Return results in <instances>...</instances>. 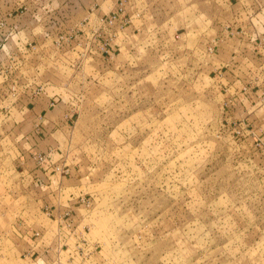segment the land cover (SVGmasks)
<instances>
[{"label":"rangeland","instance_id":"374dc122","mask_svg":"<svg viewBox=\"0 0 264 264\" xmlns=\"http://www.w3.org/2000/svg\"><path fill=\"white\" fill-rule=\"evenodd\" d=\"M26 1L0 0V264H264V143L243 116L262 125L264 101L226 90L264 70L221 68L237 0ZM47 137L70 183L34 172ZM34 227L24 251L13 229Z\"/></svg>","mask_w":264,"mask_h":264},{"label":"crops","instance_id":"0c3cea01","mask_svg":"<svg viewBox=\"0 0 264 264\" xmlns=\"http://www.w3.org/2000/svg\"><path fill=\"white\" fill-rule=\"evenodd\" d=\"M12 2L13 1H11V3ZM29 2L30 0L26 1L25 3H29ZM238 4L241 5L243 13H241L240 11L239 12L240 14L239 15L237 14L234 17L236 25L230 29L234 33V35L231 37V41L235 45V48H234L235 54L233 55L232 61L223 62V64L221 65V68L224 69V75H225V71L228 72V70L230 69L227 66L236 67V69L233 71H235V73L239 72L244 75L246 73L250 75V72L264 70V49L259 48L257 50L258 47H256L255 42H254L256 39L259 38L261 40L260 42L264 43V26L262 30L257 29L258 27L255 22V19L258 20V15H256L254 12L256 7L264 6V0H237L234 2V5L232 7ZM218 36L220 37L221 34L220 35L218 34ZM221 44L222 43L218 44L220 46L218 48L219 51H221L222 49ZM253 44L255 45L256 50L252 49L251 46H253ZM253 51L255 53H253ZM256 53L258 55H255ZM235 61H238V62L235 63ZM230 77H232V74H230ZM249 78H251V76H247V79ZM233 79L236 82L226 81V82H229L228 85H230V88H227L226 90L234 89L237 91L239 96H241L238 104L242 105L243 103V105L246 106L247 100L249 101L250 97L253 98L251 100L252 104L256 103L258 100H261V99L264 101V90H256L255 92L253 91L254 88L263 87L262 85L264 84H260L261 80L256 81V79H251L250 81V80H246L242 78L240 79L236 77H233ZM253 84H254V88L253 90H251L250 88L253 87ZM246 93H249V95L245 96ZM236 98L238 97H235V99ZM260 102L261 101H258V103ZM250 112L251 110L250 111L248 110V112H245V114L243 115L244 117H246L245 121H247V124H248V127L245 131L247 132V134H250V136L253 137L255 141H258L257 145L262 144L264 143V122L262 123V125L257 124L258 121H253L254 119L256 120L257 118L256 112H254L253 114H250ZM50 137H52V135H50ZM50 137H47L46 139L38 143L34 142L35 145L30 151V153L28 154L29 157L31 158L30 162L33 165V168H35L36 166H39L38 167L39 169H35L34 172L37 173L39 180L43 179L45 183H48L47 186L50 184L49 185L50 187H52L55 181H57L58 183L61 181V183H63L66 180L67 183H70V181L73 180L72 178H67L68 180L65 179L70 171V167H68L70 164L68 161H66L67 159L64 156H62V154H59L58 150L55 148L56 147L55 145L57 144H55L54 141L52 140H48V138ZM37 140H39V138ZM41 154L43 157L42 160L39 158ZM58 165L61 166L62 168L64 167L63 169L67 170L68 172L66 173L62 171H56L57 168L55 166H58ZM57 176H61L60 180ZM64 209H62L61 207L57 208L55 206L52 213L54 216L60 215ZM29 230H31L32 232H29ZM36 231H41V230L35 227L29 228V229L27 228L23 230V232H26L24 237L26 236V238L31 239L33 232H36ZM18 234L20 233L18 232ZM20 241H22V239ZM31 246L32 245H30V243H27V245L25 246L26 251Z\"/></svg>","mask_w":264,"mask_h":264},{"label":"built area","instance_id":"2783aa9c","mask_svg":"<svg viewBox=\"0 0 264 264\" xmlns=\"http://www.w3.org/2000/svg\"><path fill=\"white\" fill-rule=\"evenodd\" d=\"M216 45H217V44H216ZM213 48H214V47H212V46L209 47L210 51H212ZM39 158H40L41 160L43 159L42 154L39 156ZM55 167L57 168L56 171H62V172L65 171L66 173L68 172L67 170L63 169L64 167L62 168V167L59 166V165H58V166H55ZM48 213H49V214H53L52 212H49V211H48ZM69 213H70V211H69V212H68V211L65 212V218H66V215H67V214L69 215ZM71 220H72V219H71ZM69 224H72V223L69 222L68 225H69ZM13 232H14V233H17V234H18V232H19V233L22 234V235H25V234H26V232H23L22 228H18L17 230H14V229H13ZM40 235H41V232H40V231L33 232V235L31 236V239L27 238V239L30 241V242H29L30 245H33L34 242L36 241V239H37ZM42 237H43V236H42ZM42 245H44V244H42ZM28 250H30V252H32L33 247L31 246L30 248H28ZM24 251H26V249H25ZM24 251H23L22 254H25ZM34 253H35V252H34ZM44 261H45V260H44V257H43V259H42L41 261L39 260V261H37V263H35V264H44Z\"/></svg>","mask_w":264,"mask_h":264}]
</instances>
